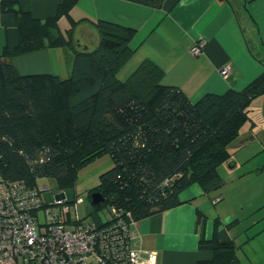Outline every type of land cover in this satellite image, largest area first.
Segmentation results:
<instances>
[{"label": "trees", "instance_id": "obj_1", "mask_svg": "<svg viewBox=\"0 0 264 264\" xmlns=\"http://www.w3.org/2000/svg\"><path fill=\"white\" fill-rule=\"evenodd\" d=\"M128 1L158 8L165 0ZM76 2L61 0L55 13L42 20L15 0L0 1V10L16 18L18 33L16 45L0 51L2 176L30 186L51 177L69 187L83 165L109 154L113 165L90 189L91 209L106 208L110 214L114 207L130 212L135 221L179 204V193L192 184L206 193L220 187L218 167L231 159L229 148L251 118L255 99L264 95V71L239 90L207 92L195 101L178 86L163 83V70L149 59L120 80L116 76L132 53L129 43L136 29L99 19L98 44L79 47L72 35L77 22L69 17ZM63 15L70 19L65 33L57 23ZM64 45L72 49L66 77L21 74L13 63L15 54ZM109 77L113 80L104 83ZM93 192L102 196L96 204L91 203ZM70 218L75 219L71 212ZM218 227L216 221L214 236L199 242L213 250V258L197 264L238 261L236 244Z\"/></svg>", "mask_w": 264, "mask_h": 264}, {"label": "crops", "instance_id": "obj_2", "mask_svg": "<svg viewBox=\"0 0 264 264\" xmlns=\"http://www.w3.org/2000/svg\"><path fill=\"white\" fill-rule=\"evenodd\" d=\"M15 1L43 20L55 13L61 0ZM69 17L77 22L72 32L75 43L88 49L99 42L96 20L135 28L129 43L132 53L116 78L125 79L142 61L149 59L163 70V83L178 86L192 101L207 92L239 90L264 71V0H165L158 8L128 0H77ZM57 23L63 33L70 27V19L64 15ZM199 39L205 43L202 51L193 55L189 48ZM17 41L16 18L0 10V51L5 47L12 49ZM71 57L72 49L67 45L40 47L15 54L13 63L21 74L54 73L62 77L70 74ZM226 64L230 70L224 75L221 68ZM112 80L106 78L104 83ZM250 115L252 125L245 131L240 129L238 140L231 146L232 154L244 149L248 142L259 140V135L264 136V95L255 99ZM246 152L250 154L248 159L256 154L261 156L252 170L264 172L260 170L264 166V143L259 144L254 154L249 148ZM227 163L230 168L237 165L232 158ZM217 197L223 200L213 204ZM179 199L181 202L171 208L136 220L132 228L133 240L155 250L158 264H197L212 259L213 250L199 247V242L214 236L216 221L218 228H224L237 246L238 261L234 264L242 263L238 249H243V245L254 255L242 252V259L248 260V264H264V245H261L264 227L247 235L238 245L230 228L239 219L221 207L222 201L228 199L220 187L206 193L195 183L183 189ZM91 212L94 223L109 215L108 211ZM87 264L96 263L89 260Z\"/></svg>", "mask_w": 264, "mask_h": 264}, {"label": "built area", "instance_id": "obj_3", "mask_svg": "<svg viewBox=\"0 0 264 264\" xmlns=\"http://www.w3.org/2000/svg\"><path fill=\"white\" fill-rule=\"evenodd\" d=\"M204 43L197 40L189 52L199 54ZM44 189L0 173V264H158L155 250L133 240L130 212L111 207L100 223H80L66 202L44 203Z\"/></svg>", "mask_w": 264, "mask_h": 264}, {"label": "rangeland", "instance_id": "obj_4", "mask_svg": "<svg viewBox=\"0 0 264 264\" xmlns=\"http://www.w3.org/2000/svg\"><path fill=\"white\" fill-rule=\"evenodd\" d=\"M64 75L62 77H66ZM87 92L88 90H85L77 94L73 98V102L79 101L89 95ZM251 121L252 119L247 120L242 125L241 131H245L249 128L250 125H252ZM258 139L264 143V136L259 135ZM259 140L248 142L245 147H243L244 149H239V151H236L234 154H232L234 149L229 148L232 154L231 158L237 161V165L230 168L227 165V161H225L218 167L221 182L220 190L228 199L227 201H222L221 207H223L227 214H233L239 219V222L230 228V231L234 233L235 241L238 245L239 243L241 244L247 235H251L258 228L264 227V172L254 173L252 170L257 158H261V156L256 154L248 159L250 154L246 152L249 148L252 154H254L261 143ZM262 162H264V160H262ZM112 165L113 161L109 154L105 153L97 156L80 168L73 185L69 187L60 186L56 180L51 177L40 178L38 180V185L40 187L44 185L47 186V189L42 191L44 203L48 204L54 201L75 200L74 203L66 204L70 209L71 216L73 218L76 216L80 217L84 223L91 221L92 207L89 202L90 189L99 183L100 174L109 169ZM260 170L264 171V166H262ZM257 180H259V184H256ZM220 200H223V198ZM103 212H107V209H102L100 213L103 214ZM255 221L257 223H254ZM261 245H264V243ZM250 250L251 249L245 245H243V249H238V255L242 262L240 264L249 263L248 260L242 259V252L250 254L252 252V250Z\"/></svg>", "mask_w": 264, "mask_h": 264}, {"label": "water", "instance_id": "obj_5", "mask_svg": "<svg viewBox=\"0 0 264 264\" xmlns=\"http://www.w3.org/2000/svg\"><path fill=\"white\" fill-rule=\"evenodd\" d=\"M102 199V196L99 192H93L91 194V203L96 204Z\"/></svg>", "mask_w": 264, "mask_h": 264}]
</instances>
